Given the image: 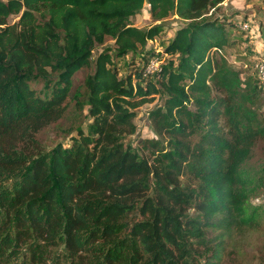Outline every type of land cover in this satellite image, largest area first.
I'll use <instances>...</instances> for the list:
<instances>
[{
	"label": "trees",
	"instance_id": "1",
	"mask_svg": "<svg viewBox=\"0 0 264 264\" xmlns=\"http://www.w3.org/2000/svg\"><path fill=\"white\" fill-rule=\"evenodd\" d=\"M224 1L0 0V264H221L264 185V150L246 166L264 141V82L220 53L249 27L219 17ZM145 2L153 19L180 21L154 74L146 46L163 28L131 23ZM155 95L149 161L123 139ZM71 101L87 106L86 129L42 145Z\"/></svg>",
	"mask_w": 264,
	"mask_h": 264
},
{
	"label": "rangeland",
	"instance_id": "2",
	"mask_svg": "<svg viewBox=\"0 0 264 264\" xmlns=\"http://www.w3.org/2000/svg\"><path fill=\"white\" fill-rule=\"evenodd\" d=\"M217 14L219 17L229 18L231 16L236 23L243 22L242 24L247 23L249 25L248 35L242 32H232V44L220 52L231 68L239 72L240 79L244 80L247 76L254 74L252 70L253 60L258 56H264V0H225L219 7ZM16 19V17L11 16L8 21L13 22ZM131 23L138 28H145L154 24H160L163 28L160 37L149 42L146 46V49L158 52V55L153 57L148 66L149 70H152L151 74H154L157 71L156 68H159L165 60V54L162 52L163 45L171 38L180 21L173 15L164 18L162 21L153 19L150 16L149 6L145 2L142 9L131 17ZM107 48H113V42L110 39H107L104 44L94 47L91 64L78 76L75 85L80 84L84 74L93 72L96 55ZM220 53H216L217 56ZM130 59L131 54L115 60V65L120 74H123ZM262 88L264 92V87ZM162 100V95H155L152 101L137 107L133 118L136 130L123 139L124 144L131 145L149 161H151V155L146 147L142 150L140 143L143 139L156 138L148 118V112L162 104ZM69 112L70 117L52 123L40 132L38 136L42 145L48 148L59 142L67 145L70 142V136L75 134V130H70V124L79 125L83 130L86 129L90 122L87 106L78 112L71 101ZM263 146V140L256 141L251 149V155L246 161L247 167L257 168L259 166L264 154ZM181 182L187 189L192 185V182L186 180V176L181 177ZM249 202L254 214L252 213L250 220L235 224L229 231L226 236V252L221 264H264V185L261 187L259 185L256 195ZM188 213L193 214V211L188 210Z\"/></svg>",
	"mask_w": 264,
	"mask_h": 264
},
{
	"label": "built area",
	"instance_id": "3",
	"mask_svg": "<svg viewBox=\"0 0 264 264\" xmlns=\"http://www.w3.org/2000/svg\"><path fill=\"white\" fill-rule=\"evenodd\" d=\"M243 28H247L248 24L244 23L242 24ZM151 62V61H150ZM149 62V63H150ZM149 64L146 67V70L148 72H152V70H149L148 68ZM157 69V68H156ZM155 69V70H156ZM252 70L254 72V75L260 80L264 82V56H258L256 57L252 62Z\"/></svg>",
	"mask_w": 264,
	"mask_h": 264
}]
</instances>
